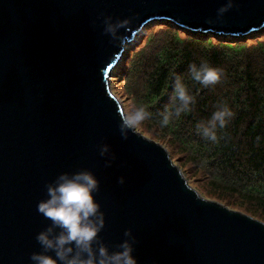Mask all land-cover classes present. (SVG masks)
Here are the masks:
<instances>
[{
	"label": "water",
	"instance_id": "95a60500",
	"mask_svg": "<svg viewBox=\"0 0 264 264\" xmlns=\"http://www.w3.org/2000/svg\"><path fill=\"white\" fill-rule=\"evenodd\" d=\"M226 2L0 0V264H31L50 223L37 212L47 184L82 169L100 180L102 240L115 249L131 229L138 264H264V222L203 196L165 145L140 131L123 139L111 84L155 21L206 35L264 31V0H235L218 19ZM107 17L128 21L123 46L104 33Z\"/></svg>",
	"mask_w": 264,
	"mask_h": 264
},
{
	"label": "trees",
	"instance_id": "16d2710c",
	"mask_svg": "<svg viewBox=\"0 0 264 264\" xmlns=\"http://www.w3.org/2000/svg\"><path fill=\"white\" fill-rule=\"evenodd\" d=\"M158 30L164 35L149 41L156 47L146 51V44L129 53L128 63L115 70L126 81L132 109L147 106L153 113L143 133L166 144L189 182L198 179L196 187L191 185L203 196L264 222V42H253L264 31L217 36L185 32L171 23ZM202 61L222 70L220 82L202 87L188 79L189 65ZM176 75L185 76L195 103L162 127L158 114L171 102ZM224 102L234 116L213 144L196 132V125Z\"/></svg>",
	"mask_w": 264,
	"mask_h": 264
},
{
	"label": "clouds",
	"instance_id": "9594fccd",
	"mask_svg": "<svg viewBox=\"0 0 264 264\" xmlns=\"http://www.w3.org/2000/svg\"><path fill=\"white\" fill-rule=\"evenodd\" d=\"M235 0L227 2L218 9V19L233 8ZM128 24L127 20H104V33L112 40H119L120 46L126 42L120 35L121 30ZM187 77L191 81L208 87L220 82L222 70L211 66L207 62L199 65H189ZM195 96L184 75H176L171 102L158 114L159 123L167 127L175 119L191 111L195 103ZM234 116L231 107L226 103H218L216 110L207 121H200L196 125V132L210 143H217L220 130L228 126ZM153 119V113L147 106H138L125 112L120 119L119 130L123 139L129 134H136L145 121ZM261 138L257 137V141ZM111 147L103 144L100 155L107 157ZM112 159L106 160L110 166ZM120 184L125 178L120 177ZM46 198L37 204V212L50 221L48 226L40 231L36 240L41 251L34 252L31 264H138L135 256V236L131 229L125 233V239L115 249H111L101 238L106 227V214L96 194L100 191V180L89 169L75 172H62L46 186Z\"/></svg>",
	"mask_w": 264,
	"mask_h": 264
},
{
	"label": "rangeland",
	"instance_id": "374dc122",
	"mask_svg": "<svg viewBox=\"0 0 264 264\" xmlns=\"http://www.w3.org/2000/svg\"><path fill=\"white\" fill-rule=\"evenodd\" d=\"M162 23H168L170 24L169 22H166V21H155L153 22L152 24H150V26H148V28L137 38V40L135 41V43L133 44V46L131 48H129L127 50V55L126 57L122 60V62L120 63L121 64H125V63H128L129 61V57H130V54L132 52H138L139 50L143 49V47L147 44L148 46L145 48L146 51H148L149 49H153L154 47L157 46V43L156 42H149L151 39H156V38H161L164 34H163V31H159L158 29L161 28V24ZM180 29V28H179ZM182 30V29H180ZM182 31H185V32H189V31H186V30H182ZM192 33V32H190ZM262 34V33H260ZM260 39L262 42H264V35L262 37H257L253 40V42H255L257 39ZM130 53V54H129ZM129 55V57H128ZM128 57V59H127ZM119 65V66H120ZM123 75L122 74H115L114 77H112L113 81H112V90L113 92L116 94V96L120 99V101L123 103V106H124V109H125V112L127 111H130L132 110V101H131V98H130V95H128L125 91V87L124 85L126 84V81L123 79L122 77ZM142 130V131H141ZM140 131L142 134L145 133V129L141 126V128L138 130ZM144 132V133H143ZM145 135V134H144ZM147 135V134H146ZM145 135V136H146ZM148 137V136H146ZM152 140H155L154 138L151 137H148ZM156 142L158 143H161L163 144L162 142L160 141H157L155 140ZM166 146V144H163ZM167 147V146H166ZM171 154V153H170ZM172 159L174 160L173 156L171 155ZM175 162V161H174ZM176 163V162H175ZM198 179H192L191 182L194 184V186L196 187L197 184L195 182H197ZM190 182V183H191ZM203 192V190H201ZM205 195V194H204ZM208 199V198H207ZM212 200V199H210ZM215 201V200H214ZM225 205V204H224ZM233 210H237L235 208H231ZM238 211V210H237Z\"/></svg>",
	"mask_w": 264,
	"mask_h": 264
}]
</instances>
